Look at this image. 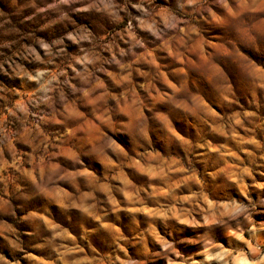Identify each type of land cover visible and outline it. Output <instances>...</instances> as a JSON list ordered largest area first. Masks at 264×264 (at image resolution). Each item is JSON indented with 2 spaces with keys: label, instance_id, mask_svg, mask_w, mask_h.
<instances>
[{
  "label": "clouds",
  "instance_id": "1",
  "mask_svg": "<svg viewBox=\"0 0 264 264\" xmlns=\"http://www.w3.org/2000/svg\"><path fill=\"white\" fill-rule=\"evenodd\" d=\"M0 264H264V0H0Z\"/></svg>",
  "mask_w": 264,
  "mask_h": 264
}]
</instances>
